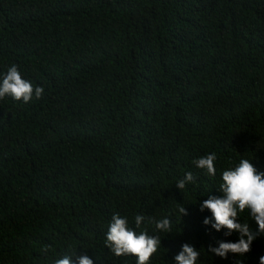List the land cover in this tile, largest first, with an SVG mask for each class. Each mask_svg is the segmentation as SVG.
<instances>
[{
	"label": "trees",
	"instance_id": "1",
	"mask_svg": "<svg viewBox=\"0 0 264 264\" xmlns=\"http://www.w3.org/2000/svg\"><path fill=\"white\" fill-rule=\"evenodd\" d=\"M13 64L44 93L0 99V264H136L105 246L114 214L161 237L149 264L185 243L198 264H259L264 236L208 252L239 234L200 205L240 158L264 172V0H0V81ZM212 152L215 177L193 163Z\"/></svg>",
	"mask_w": 264,
	"mask_h": 264
},
{
	"label": "clouds",
	"instance_id": "2",
	"mask_svg": "<svg viewBox=\"0 0 264 264\" xmlns=\"http://www.w3.org/2000/svg\"><path fill=\"white\" fill-rule=\"evenodd\" d=\"M44 93L40 86H34L30 81L22 78L16 65H11L7 73L0 81V99L11 96L13 99H21L27 103L33 96L39 99ZM217 154L201 156L193 163L199 169L206 170L209 176L215 177L217 169L215 162ZM222 183L220 184L221 196H209L200 205V210L205 209L212 213L211 218H205L204 224L209 225L217 232L226 229L224 235L231 236L233 232L239 234L236 242L219 241L218 247L209 246L208 252L227 259L229 253L244 257L251 251L253 242L260 236H264V172L258 171L248 158H240L233 167L222 171ZM195 177L192 172H187L176 186L180 190L186 185L194 183ZM248 210L251 221L257 228L253 230L248 221L242 222L240 213ZM181 217L187 215L184 206L178 208ZM145 221L143 215L135 216L136 228H140ZM214 221V222H213ZM149 223L154 225V233L171 232L172 222L169 217L162 219L150 218ZM161 245V237L149 234L146 230L139 233L129 226L126 217L114 214L105 237V246L117 257L134 255L137 257L136 264H149L153 254ZM43 251L47 253L48 246ZM201 253L194 246L187 243L182 245V250L175 256L176 264H198ZM54 264H93V260L87 255H64L56 259ZM237 264H242L241 260ZM259 264H264V256L259 258Z\"/></svg>",
	"mask_w": 264,
	"mask_h": 264
}]
</instances>
